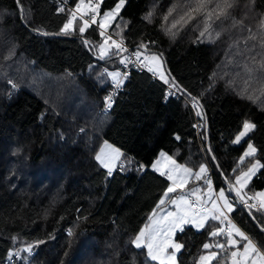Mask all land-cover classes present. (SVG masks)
I'll return each mask as SVG.
<instances>
[{"label":"trees","instance_id":"16d2710c","mask_svg":"<svg viewBox=\"0 0 264 264\" xmlns=\"http://www.w3.org/2000/svg\"><path fill=\"white\" fill-rule=\"evenodd\" d=\"M79 2L20 0L21 16L16 0H0V264L9 258L11 264H158L131 241L168 202L156 207L171 184L152 167L161 152L194 172L207 165L215 188L232 196L224 177L235 183V175L255 161L264 165V70L259 66L264 0L254 5L239 0L229 18L212 23L211 39L207 33L199 37L200 16L172 29L174 37L165 31L192 0H127L109 28L112 36L141 53L162 54L167 73L185 91L182 97L172 95L147 67L133 68L107 113L101 107L114 81L105 69L117 72L120 62L116 55L100 58L104 38L96 24L80 34L77 19L76 31L61 33ZM116 3L103 0L99 10L103 14ZM148 13L150 22L144 19ZM233 18L243 19V26H233ZM250 34L257 39L248 40ZM141 43L147 49H138ZM191 97L202 108L194 111ZM244 121L256 128L236 145ZM196 123L204 126L202 132ZM105 142L124 152L122 169L111 176L95 159ZM247 142L257 153L241 162ZM206 187L194 176L186 185L189 192ZM246 190H264V167ZM175 196L177 191L170 198ZM234 215L264 250V211L240 208ZM223 224L211 220L202 231L194 226L179 231L180 264L201 263L203 245L217 238L210 233ZM228 256L221 250L209 264H228Z\"/></svg>","mask_w":264,"mask_h":264},{"label":"snow or ice","instance_id":"6c2138e0","mask_svg":"<svg viewBox=\"0 0 264 264\" xmlns=\"http://www.w3.org/2000/svg\"><path fill=\"white\" fill-rule=\"evenodd\" d=\"M103 3V0H95V3H93V0H88L87 5H85V0H80V2L76 5L75 10L70 11L69 18L66 23L63 24V27L61 29V33L63 34H71L73 31H76V27H74L75 22L77 19L81 22L78 26V31L80 34H83L88 27H90L92 24H96L100 33V36L104 38L103 42L98 45L99 49V56L101 59H104L105 57L109 55H115L120 52H126L128 49L126 47H123V40L121 39L120 43H117V41L112 40V44L109 45L108 41L111 40V36H106L104 29L107 27H110V24L108 23L110 18L115 19L116 16H118L121 9L125 6L127 3V0H117V3L115 6L108 11H105L103 15H100L99 9L100 5ZM17 8L19 12L21 13V16L24 15V8L20 4V0H16ZM239 4V0H192V3L189 5H185L184 10L182 14L178 16V18L173 19L171 23V27L165 28V31L175 36V32L172 31V29H176L177 25H180L183 27L184 25L191 22V20L196 19L197 16L202 17V20L200 23L203 24V30L200 31L199 37L203 38L206 33L208 34L209 38H212V32L210 31L212 29V23L215 20H221L222 18L227 19L230 17V9L235 8ZM248 4L254 5L255 0H248ZM248 4H245V7H248ZM82 5L87 9L83 14L77 16V12L81 9ZM176 5H174L171 9H169L168 15L164 17L165 22L168 21V17L172 15V13L176 10ZM60 11H64V9H60ZM85 15L88 16V19H85ZM247 14L245 13V16ZM100 16V21H97V17ZM152 13H148L145 15L144 19L151 21ZM127 22H125V25ZM241 25L243 26V19L236 20L233 18V26ZM119 27V25H117ZM260 39H259V46L261 49H264V17H262L260 21ZM249 33H251V29H247ZM123 29H121V32ZM223 31V29H222ZM222 31L216 32L215 37L218 39L222 35ZM119 35V33H117ZM248 40H256L257 36L255 34H250L247 38ZM86 45L89 43L88 40L83 41ZM152 43H155L154 41ZM245 43H247V40H245ZM114 46V48H113ZM255 46H253L254 48ZM138 49H147V45L144 43H141L138 45ZM260 55H264V52L259 53ZM137 60H140L141 52L139 50L132 53ZM128 58L125 57L124 59H121L120 63H125ZM145 60H148L149 57L145 56ZM152 60L157 61V68L150 67L148 64H144V67H147L149 72H152L154 76L159 75V78L163 80V82L167 85H169V88H174L177 91H185L181 88V86L175 82V78L172 77L169 79L168 76L165 75V71H159V68L161 67L160 62L162 61V54H152L151 56ZM251 59L255 62V56H252ZM259 66L262 70H264V60H261L259 62ZM246 70L251 73L252 69L247 68V65L245 66ZM105 72L108 76L112 78V80L115 82L116 87L119 88L121 84L123 83V80L126 78V76H121V73L119 72H107L105 69ZM215 75V74H214ZM245 91L247 89V82H245ZM13 88H16L17 85L12 84ZM174 94V93H173ZM241 95L244 93L241 92ZM262 95H264V90H262ZM191 96V94H188ZM249 100H253L252 95H248L246 97ZM108 106H111L112 100L111 97L106 98ZM192 105L193 107H199L202 108V105L199 104V101L196 97H191ZM255 102V100H253ZM197 115H202L201 112H197ZM256 128V125L250 121H244L243 122V130L240 131V133L235 137L234 143H240L241 140L248 135L249 132L253 131ZM177 139L179 137L177 136ZM105 149H110L111 151V157L110 159L104 158ZM211 151V149H209ZM256 148L253 146L252 143L247 142V149L244 151L243 155L239 158L241 162L244 161L245 157H254L256 154ZM122 155L119 149L113 148L111 145L107 144L105 142L104 147L100 149V153L95 156V159L99 161L103 167L108 169V175H112V165L115 163L117 159ZM160 156L163 158L165 157V154L163 152L160 153ZM168 160H171V157H167ZM213 160H215V157H212ZM161 164V160H157L152 167L156 171H160V174L167 175L168 180L172 181V184L168 186L165 191L162 194V198L159 200V203L157 204V208H160L161 205L165 204L166 199L170 204L176 205V211L175 212H168L165 216H158L157 212L154 210L152 215L149 217L150 224H145L142 229L138 232V234L132 239L131 243L134 245L137 249H146L147 250V257H149L152 261H159L160 264H175L176 261V252H178L181 248H183V245L180 243L173 242L172 240V233L179 228L180 231H183V228L181 227L184 224H194L196 228H202L205 225V222L209 219V215L211 216V219L220 221L221 224L227 222L229 225V230L227 232V235L229 236L228 243L230 245L236 246L238 241L233 238V236H239L243 241L246 243L244 244L243 252H237L233 251L231 253V256L233 258V264H243L241 260H238L237 257H243L245 261H247V264H256V258L259 259L260 264H264V252L260 250V248L256 245V243L245 234L244 231H242L236 224H234L228 217L227 213H230L233 210V205L229 201L228 196L226 195L225 189L221 188L218 193L214 194L212 189V181L209 176H207L208 168L205 164H200L198 171L194 172V170L190 167L183 166V165H176L175 161H172L173 168L170 169L167 173L164 171H161L158 167ZM218 167V165H217ZM264 167V165H261L260 162L257 160L255 163H252L251 166L247 169V171H241L238 175H235L234 180L235 183L228 181L227 177H224L225 181L228 184V191H235L236 196L241 199L243 202V197L241 195V188L246 185L248 180L251 179V176L255 174L256 170L258 168ZM176 168L182 169L183 175L179 178H174L173 172ZM235 172V169L233 170ZM196 180H204V183L208 186V196L207 200L211 202V210L206 209L205 207L201 206L200 211H195L193 208V202L189 201L185 195H180L175 199H171L169 197L170 193H175L178 188H182L184 184L188 182V180L193 177ZM237 185H240V187H237ZM200 189L196 188L191 191L192 195H195L197 192H199ZM257 196L264 197V192L257 193ZM199 197L197 198V202H199ZM256 204L250 205V208H256ZM261 207H264V204L261 205ZM197 217H199L197 221ZM223 218V219H222ZM253 219H255L253 217ZM225 229L223 228H217L216 230L211 231L210 235L212 237H216L222 233H224ZM262 231H264V228H262ZM69 235H72V231L69 230ZM39 243H42L40 241ZM219 248H223L224 245L218 244L216 245ZM205 249H209L212 247V245L205 243L203 245ZM174 249V251L169 252L168 249ZM28 251H32V247L29 246ZM215 253L212 254V257H215ZM207 259L206 257H201V260Z\"/></svg>","mask_w":264,"mask_h":264},{"label":"built area","instance_id":"2783aa9c","mask_svg":"<svg viewBox=\"0 0 264 264\" xmlns=\"http://www.w3.org/2000/svg\"><path fill=\"white\" fill-rule=\"evenodd\" d=\"M85 19H88V18H85ZM105 35L106 36H111V38H112L111 40H115V41H117V43H120L121 39H122L123 40V47H126L128 49V51H126V52H120L118 54H115L116 57L118 58L119 62L121 61V59H124L125 57L128 58L125 63H123V64L120 63V67H119L117 72L121 73V76H126L127 77L128 74L130 73V71L133 68H137L140 71L147 70L146 67H144V64H147V61L144 59L145 55L141 53V57H140L139 61L137 60V58L134 55H132V53L137 51V48H134V47L130 46L123 38L116 39L114 36H112L109 28H107L105 30ZM88 44H90V43H88ZM95 57H97V55H95ZM97 59H98V57H97ZM107 72H110V71L107 69ZM151 74L153 75V73H151ZM153 77L156 78V79H160L159 75H156V76L153 75ZM112 89L113 90H111V92L108 93V95L103 100L104 104H103V107H101V113L109 112V110L111 109V106H113V104H114V102H113L114 101V96H116L118 93H120L122 90H124L122 84H121V86L119 88H117L115 82L113 83ZM169 92L172 95H177L178 97H182L183 96L180 91H177L174 88H171ZM107 97H111V100H112V103H111L110 107L108 106V103H107V100H106ZM189 104H190V106L192 107V109L194 111L197 110L198 107H193L192 101H190ZM194 126H195V128H197V132H202V130L204 129V126L200 125L199 123H196ZM200 138L202 139V142L207 139L205 136H202ZM122 160H123V158L121 160H119L118 166L116 168L117 171L121 170L122 167H123ZM112 173H114V172H112ZM207 176H209L211 178V180L214 181L213 178H212L211 172ZM162 177L164 179L168 180L167 175H163ZM185 194L187 195L188 200L193 202V208L195 209V211H200L201 206H203V207H205L206 209H209V210L211 209V206L208 205L207 202H204L201 199H199V202H197L198 195H196V194L192 195L191 192H189L187 190H184L182 188H178L177 189V196L185 195ZM252 204H256L257 207L256 208H251V209H256V210L263 209L261 207L262 204L254 200L253 193H249V194L247 193V194H245V198L243 199V202L242 201L239 202V204L237 206L238 208H234L230 213H227L229 219L234 224H236L241 230H242V228L240 227L239 223L237 222L238 220L236 219L234 213L240 208H249L250 209V205H252ZM224 225H225L224 229H225V232L227 234V232L229 230V225L227 224L226 221H225ZM68 232H69V230L66 231V233H68ZM11 262H12V258H9V261L6 262V263H3V264H11Z\"/></svg>","mask_w":264,"mask_h":264},{"label":"rangeland","instance_id":"374dc122","mask_svg":"<svg viewBox=\"0 0 264 264\" xmlns=\"http://www.w3.org/2000/svg\"><path fill=\"white\" fill-rule=\"evenodd\" d=\"M87 3H88V1H85V5H87ZM93 3H95V0H93ZM76 9V8H75ZM74 9V10H75ZM87 9L82 5V7H81V9L77 12V16L78 15H81V14H83V12H85ZM108 11V10H107ZM99 12H100V10H99ZM100 15L102 16L103 14L100 12ZM85 16H87V15H85ZM113 20L114 19H111L110 18V20H109V24H110V27L112 26V22H113ZM97 21L99 22L100 21V16H98L97 17ZM110 27H107V28H110ZM106 28V29H107ZM106 29H104V31L106 30ZM108 44L109 45H111L109 42H108ZM142 54H144L145 56H147V57H149V59L148 60H146L147 61V64L150 66V67H153V68H157V61H155V60H152L151 59V56H152V54H156V53H150V52H148V51H146V52H143ZM160 64H161V67L159 68V71H164L165 69H166V67H165V61L163 60V58H162V61L160 62ZM152 73V72H151ZM165 75L166 76H168L169 77V79L171 78L170 77V75L167 73V71H165ZM159 80H161V79H159ZM162 82H163V80H161ZM165 84V83H164ZM243 130V129H242ZM252 132V131H251ZM251 132H249L248 133V135L251 133ZM248 135L246 136V137H244L242 140H241V142L240 143H235L236 145H239V144H241L245 139H247L248 138ZM163 153L165 154V157H159V158H157V160H161V164L158 166L159 168H160V170L161 171H166V170H170V169H172L174 166H173V164H172V161H175V164L176 165H181L178 161H176L175 159H173V157L171 156V155H169L168 153H166V152H164L163 151ZM256 153H257V151H256ZM256 155V154H255ZM167 157H171L172 159L171 160H168L167 159ZM156 160V161H157ZM155 161V162H156ZM154 162V163H155ZM153 163V164H154ZM261 164V163H260ZM262 165V164H261ZM207 166V165H206ZM168 168V169H167ZM207 168H208V166H207ZM198 171V170H197ZM183 172H182V169H179V168H176L175 170H174V172H173V175H174V178H179V177H181L183 174H182ZM256 173V172H255ZM255 175V174H254ZM254 175H252L253 177H254ZM191 181V180H190ZM214 182V181H213ZM171 184H172V181H171ZM187 184H188V182H187ZM213 189V188H212ZM207 191H208V189H207ZM213 193H214V191H213ZM171 194H173V193H170L169 194V197L171 196ZM185 196H187L186 194H185ZM207 196H208V193H207ZM207 196L205 197V200H207ZM187 198V197H186ZM208 201V200H207ZM241 201V200H240ZM240 201H238V203L240 202ZM209 202V201H208ZM172 204H168L167 203V205L166 206H162L160 209H158L156 212H157V214H158V216H165L168 212H170V211H173V206H171ZM176 206V205H175ZM160 212V213H159ZM210 216V215H209ZM198 219L199 218H197V221H198ZM211 220V216L209 217V219L205 222V225H204V227H202V228H196L195 227V225L194 224H187V225H191V226H194V228H196V230L197 231H202L204 228H205V226H206V223L207 222H209ZM213 220V219H212ZM148 224H150V222L148 223ZM186 224H184V225H182L181 227H184ZM186 225V226H187ZM224 224L220 227V228H223L224 229ZM216 230V229H215ZM177 234H178V232H175V234H172V240H173V242H176L175 241V238H176V236H177ZM217 238L214 240V241H212V242H210V241H208L207 243L208 244H210V245H212V247H210L209 249H207V251L204 253V255L202 256V257H206L207 259H205V260H201V263H199V264H209V263H212V262H214L218 257H219V255H220V252H221V250H222V253L224 254L225 253V248H227L226 247V244H225V242H226V238H228V240H229V236L227 235V234H225V231H224V233H222V234H220V235H218V236H216ZM213 238H215V237H213ZM228 240H227V243H228ZM239 241H241L242 243H246L245 241H243L242 239H240ZM177 243H179L178 241H177ZM218 244H222V245H224V247L223 248H219V247H217L216 245H218ZM242 248V245L240 244V243H238L237 245H236V247L232 250V251H237V252H243V249H241ZM168 251L169 252H172V251H174V249H168ZM179 251H181V250H179ZM179 251L178 252H176V261H175V264H180V262H179V259H178V254H179ZM232 251H230V253L232 252ZM264 251V250H263ZM146 253H147V250H146ZM213 253H215L216 255H215V257L213 258L212 257V254ZM150 259V258H149ZM237 259L238 260H241L242 262H243V264H247V261H245L244 260V258L243 257H240V256H238L237 257ZM151 260V259H150ZM155 262V261H154ZM158 262V264H160V262L159 261H157ZM222 264H223V262H222ZM229 264H233V260H231V262L229 263ZM256 264H260V261H259V259L258 258H256Z\"/></svg>","mask_w":264,"mask_h":264},{"label":"crops","instance_id":"0c3cea01","mask_svg":"<svg viewBox=\"0 0 264 264\" xmlns=\"http://www.w3.org/2000/svg\"><path fill=\"white\" fill-rule=\"evenodd\" d=\"M107 144H109V145H111L113 148H117V147H115L114 146V144H112L111 142L109 143V142H107ZM103 147H104V145H103ZM103 147H101V148H103ZM118 149V148H117ZM120 150V149H119ZM120 152L122 153V155L119 157V159H117L116 161H115V163L112 165V172H116L117 171V166H118V163H119V160H121L123 157H124V152L123 151H121L120 150ZM100 153V150H99V152H98V154ZM111 151H110V149H105V153H104V158L107 160V159H110V157H111ZM259 162H260V160H258ZM256 162V161H255ZM261 163V162H260ZM262 165H263V163H261ZM102 167H103V165H101ZM104 169H106V170H108L107 168H105V167H103ZM262 168V167H261ZM261 168H258L257 170H256V173H255V175H254V177L253 176H251V179L250 180H248V182L246 183V185H244V187H242L241 188V195H242V197H243V199L245 198V194H247V193H249L248 192V190H246L247 189V187L250 185V183L256 178V175H257V173L259 172V170H261ZM154 169V168H153ZM168 169V168H167ZM247 171V170H246ZM245 171V172H246ZM154 172H156L157 174H159V175H161L160 174V171H156L155 169H154ZM164 172H168V170H166V171H164ZM183 174V173H182ZM162 176V175H161ZM190 180H191V178L188 180V184H189V182H190ZM170 181V180H169ZM170 183H171V181H170ZM214 182L212 181V188H213V191H214V194H216V193H218V191L220 190V189H216L215 188V186H214V184H213ZM171 185V184H170ZM186 185H187V183L186 184H184L183 185V187H182V189H184V190H187L186 189ZM237 187H240V185H237ZM207 189H208V186L206 187V189L205 190H203V191H199L198 193H196V195H198V197L201 199V200H203L204 202H207L208 203V205H210L211 206V202L209 201H207V200H205V197L207 196V193H208V191H207ZM226 192V195L228 196V198H229V201L232 203V205H233V209L234 208H237V206H236V204L233 202V201H235L236 203H238V201H240L241 199L239 198V197H237L236 196V193H235V191H233V196L231 195V194H229V193H227V191H225ZM262 192H264V190L262 191H259L258 193H262ZM174 194V193H173ZM255 194V193H254ZM257 194V193H256ZM254 195V200L255 201H257V202H259V203H261V204H264V197H260V196H257V195ZM231 195V196H230ZM178 196H175V197H173V198H171V199H175V198H177ZM187 197V196H186ZM188 199V198H187ZM168 203V202H167ZM167 203H166V205H167ZM169 204V203H168ZM239 204V203H238ZM165 205V206H166ZM171 206H173V211L172 212H175L177 209H176V206L175 205H171ZM263 209V211H264V207H262ZM209 210V209H208ZM211 210V209H210ZM160 213V212H159ZM158 215V214H157ZM210 217V216H209ZM197 218H199V217H197ZM212 220V219H211ZM210 220V221H211ZM209 221V222H210ZM187 225V224H186ZM186 225L184 226V227H186ZM187 226H191V225H187ZM184 227H182V228H184ZM193 227V226H192ZM179 228H177L172 234H175V232H178L179 233ZM242 231H244V230H242ZM245 232V231H244ZM245 234L246 235H248V233L247 232H245ZM249 236V235H248ZM177 237V236H176ZM233 238H235L237 241H238V243H240L241 245H242V248L241 249H243L244 248V243H242L241 241H239L241 238L239 237V236H233ZM227 240H228V238H226V242H225V244H226V247L227 248H225V253L228 251L229 252V262H228V264L231 262V260H233V258H232V256H231V253L233 252L232 250L236 247V246H233V245H230L229 243H227ZM175 241H176V243H177V240H176V238H175ZM237 243V244H238ZM256 245L259 247V245L256 243ZM260 248V247H259ZM180 250H182V248L180 249ZM260 250L263 252V250L260 248ZM230 251H232L231 253H230ZM180 252V251H179ZM224 253V254H225Z\"/></svg>","mask_w":264,"mask_h":264}]
</instances>
